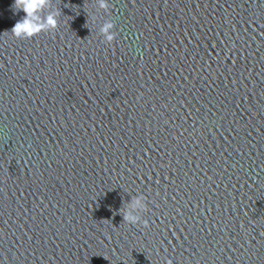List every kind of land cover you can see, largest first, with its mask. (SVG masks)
<instances>
[{
    "label": "water",
    "instance_id": "obj_1",
    "mask_svg": "<svg viewBox=\"0 0 264 264\" xmlns=\"http://www.w3.org/2000/svg\"><path fill=\"white\" fill-rule=\"evenodd\" d=\"M107 2L0 0V264H264V0Z\"/></svg>",
    "mask_w": 264,
    "mask_h": 264
},
{
    "label": "clouds",
    "instance_id": "obj_2",
    "mask_svg": "<svg viewBox=\"0 0 264 264\" xmlns=\"http://www.w3.org/2000/svg\"><path fill=\"white\" fill-rule=\"evenodd\" d=\"M45 0H37L35 4L31 3L30 0H14L13 9L14 11L22 10L24 15L19 19L12 29L9 31L15 38H31L34 35L39 34L41 31L54 30L57 27L55 16L50 15L46 18V23L37 26V22L34 20L35 13L42 7ZM99 7L107 8V0H98ZM114 23L111 20H106L100 27V32L104 35L105 41L111 43L116 33L113 31ZM139 206L140 208H146L145 202L137 198L133 207ZM123 221L130 224L142 223L143 226H148V221L142 220L141 217L133 215L129 209H125L122 214ZM166 264H171V261H166Z\"/></svg>",
    "mask_w": 264,
    "mask_h": 264
}]
</instances>
